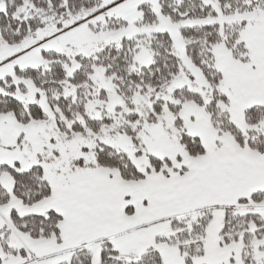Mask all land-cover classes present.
Wrapping results in <instances>:
<instances>
[{
  "label": "snow or ice",
  "instance_id": "1",
  "mask_svg": "<svg viewBox=\"0 0 264 264\" xmlns=\"http://www.w3.org/2000/svg\"><path fill=\"white\" fill-rule=\"evenodd\" d=\"M0 264H264V0H0Z\"/></svg>",
  "mask_w": 264,
  "mask_h": 264
}]
</instances>
